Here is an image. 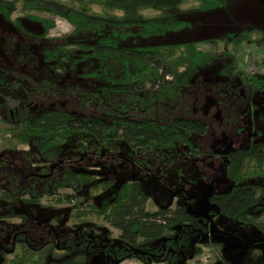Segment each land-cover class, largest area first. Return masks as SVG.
<instances>
[{"label":"trees","instance_id":"trees-1","mask_svg":"<svg viewBox=\"0 0 264 264\" xmlns=\"http://www.w3.org/2000/svg\"><path fill=\"white\" fill-rule=\"evenodd\" d=\"M226 3L227 0H0V16L20 32L28 33L13 15L18 11L20 17L43 27L40 38H47L55 25L54 16L66 20L73 26L72 32L63 37L64 42L43 51V60L50 68L65 75L83 62L87 66L82 76L92 79L103 95H141L186 87L217 59H229L222 74H230L235 68V57L227 49L221 54H211L200 46L210 41L137 43L139 39L184 29L189 26L184 17L221 8ZM38 13L53 17H41ZM252 34L248 30L231 32L223 41L226 46H240L251 40ZM259 47H264V37ZM241 82L248 91H264L260 77L241 78ZM0 95L11 94L0 91ZM7 111L11 126L0 136L24 143L29 158L49 164L57 162L62 146L72 138L82 152L90 149L97 154L106 149L108 153L102 156L122 154L123 143L128 146L124 154L134 160L146 150L189 146L193 133L205 129L204 124L189 118L174 117L162 123L132 117L123 110L107 111L109 119L74 116L57 107L37 117L24 108ZM10 148L16 149V145ZM226 156L227 175L233 185L228 191L211 193L209 201L217 210L202 216L190 213L180 203L174 208L160 206L147 210L148 195L137 181L128 180L122 181L117 191L102 199L100 205L93 204L83 192L88 195L101 192L109 186L108 182L96 180L91 173L74 171L69 164H57L61 169H55L47 178H23L19 186L10 177L0 179V211L8 205L5 214L10 219L18 217L11 206L19 201L36 204L46 196L71 205L73 198L79 197L69 213L75 221L60 226L50 224L41 235L33 234V228L26 224L28 229L23 228L13 242L19 252L8 264H120L125 260L186 264L203 255V247L211 249L208 218L224 215L238 224H246L247 210L257 203L258 186L239 182L251 174H264V142L229 151ZM48 169L42 167L43 171ZM63 189L75 193H60ZM85 213L95 214L102 223L84 219ZM13 225L11 228L18 226ZM222 263L230 264L227 260Z\"/></svg>","mask_w":264,"mask_h":264},{"label":"rangeland","instance_id":"rangeland-1","mask_svg":"<svg viewBox=\"0 0 264 264\" xmlns=\"http://www.w3.org/2000/svg\"><path fill=\"white\" fill-rule=\"evenodd\" d=\"M13 15L19 18L28 33L20 32L0 16V76L4 81L14 83L12 87L5 83L8 85L3 88L5 91L18 96L21 103L31 102L29 108L34 116L57 106L74 116L95 115L109 119L107 115L110 114L106 112L114 109L116 112L123 110L132 117L162 123H168L174 117H188L207 126L204 132L193 133V147L155 148L141 152L134 160L124 154L128 146L123 143L122 154L102 156L108 153L106 149L104 152L95 151L97 154L90 149L82 152L76 139L68 140L61 154L71 159L72 170L91 173L96 180L109 184L101 192L91 195L84 191L83 195L90 202L100 205L102 199L110 198L117 191L122 181L128 180L137 181L148 195L147 210L153 211L160 206L174 208L177 203L184 204L190 213L198 216L217 210L208 196L226 191L233 184L227 176V159L223 154L233 148H248L264 142V95H240V100H236V95H214V92H222L229 86H237L240 77H246L244 65L250 62L248 54L261 48L260 39L264 37V0H227L224 7L184 17L189 22L184 29L138 40L141 45L210 41L200 46L211 54H221L227 49L235 57V74L232 77L221 74L229 59H217L193 78L191 87L177 88L174 95H170L168 90L141 95H103L97 91L92 79L82 76L87 66L83 62L75 70L59 75L43 60V51L64 42L63 37L72 32L73 26L60 17L38 13L41 17H53L55 21L47 38H40L44 29L39 23L20 17L18 11ZM247 30L253 33L251 40L240 46L225 45L223 40L229 33ZM241 90L246 91L244 88ZM220 96L223 97L221 101ZM19 106L13 95L0 96V135L11 125L7 121V110ZM12 145H16L19 151L25 149L23 144L0 136V152ZM27 160L22 155L15 158L19 166L26 165ZM239 184L258 186L257 203L246 213L248 224L240 225L224 215L216 216L213 226L216 230L208 236L211 249L203 247L204 254L186 264H223L222 260L230 264H264V241H261L264 239V174L248 175ZM60 193L75 192L63 189ZM78 199L73 198L70 204ZM71 205L57 203L46 196L36 204L19 201L12 206L19 217L12 218L13 223H5L6 230L0 229V242L7 246L8 236L13 233L11 226L20 219L34 227L49 222L60 226L75 221L72 217L70 219ZM78 209L85 211L87 208ZM82 217L102 223L95 214L85 213ZM113 232L117 234L116 230ZM240 243L253 244L240 249ZM18 252L17 245L12 251L0 247V264H8ZM120 264L141 263L125 260Z\"/></svg>","mask_w":264,"mask_h":264},{"label":"flooded vegetation","instance_id":"flooded-vegetation-1","mask_svg":"<svg viewBox=\"0 0 264 264\" xmlns=\"http://www.w3.org/2000/svg\"><path fill=\"white\" fill-rule=\"evenodd\" d=\"M228 65V64H227ZM227 65L224 67V68H226L227 67ZM224 68H222L221 69V74H222V70H224ZM234 71H235V68L230 72V74L229 75H225V76H229V77H232L235 73H234ZM1 75V74H0ZM246 77H260V78H262L263 79V81H264V76H260V75H246ZM246 77H240V79H239V82H238V85L237 86H233V87H228V89H224L222 92H214V95H236V100H238L239 99V97H241L240 95H264V91H248V90H246V88L242 85V82H241V78H246ZM167 79H171V77H166ZM1 79H3V82L1 81ZM193 80V79H192ZM192 80H191V83L188 85V86H186V87H178V88H189V87H191V85H192V83L194 82H192ZM7 81H4V77H2V76H0V91L1 92H4L5 91V89H3L4 88V85H6L5 83H6ZM12 84H14V83H12ZM238 88H240V90L239 91H237V89ZM242 88H244L246 91L244 92V91H242L241 89ZM176 91H177V88L173 91V92H170L169 94L170 95H174L175 93H176ZM11 95H13L17 100H18V103H20V106L18 107V108H24L25 110H27V111H29L30 113L32 112L31 110H30V103L31 102H28V103H21L20 102V98L18 97V96H15L14 94H12V93H10ZM0 96H2L3 98H5V96L6 95H0ZM97 96V95H96ZM221 98H223V97H221L220 96V101H221ZM227 99H228V97H227ZM240 100V99H239ZM228 102H229V100H227ZM22 102H24V101H22ZM57 106H53L52 108H56ZM225 106H224V102L222 101V109L224 108ZM16 108L17 107H15V108H13V109H15V111H16ZM52 108H50V109H52ZM58 108V107H57ZM47 110H49V109H47ZM47 110H45V111H47ZM65 110V109H64ZM114 110V109H113ZM44 111V112H45ZM43 112V113H44ZM33 116H34V114H32ZM37 116H39V115H35V117H37ZM184 118H188V117H184ZM189 119H192V118H189ZM194 120V119H193ZM197 121V120H196ZM198 122H200V121H198ZM200 123H202V122H200ZM202 124H204L205 125V129H204V131L207 129V126H206V124L205 123H202ZM11 126V125H10ZM203 131V132H204ZM190 142H191V146L190 147H193L194 146V144H192V141H191V139H190ZM18 143H20V142H18ZM260 143H263V142H260ZM20 144H23V146L25 147V149L24 150H21V151H19V150H16V149H11V148H8V149H6V148H3V150L0 152V179H8V177H10L9 179L12 181H14V183H15V185L16 186H19V184H20V181H21V179H23V178H26V179H28V178H37V177H40V178H47V177H49L53 172H54V170L55 169H58V170H60L61 168H60V166H58L57 164H59V165H62V166H64L65 164H69L71 167H72V165H71V163H72V161H71V159L70 158H65V156H63L61 153H62V148H61V153H60V156H59V158L57 159V162L56 163H51V164H49V163H45V162H43V161H38V160H33V159H31V158H29L28 157V155H27V148H26V146H25V144L24 143H20ZM258 144V143H257ZM64 147H65V145H63ZM62 146V147H63ZM175 146H181V145H174L173 147H175ZM182 146H185V145H182ZM242 147H237V148H233V149H230V150H228L227 152H225L224 154H223V156L227 159V163H226V169H227V164H228V158H227V156H226V154L229 152V151H234L235 149H241ZM249 148V147H248ZM193 150L192 151H196L197 153H199L198 152V150H196L195 148H192ZM161 150V149H160ZM170 150H172V148L170 149ZM11 151L13 152V153H11ZM10 154H12L13 156H11ZM110 154H112V152L110 153ZM17 155H22L23 157H25L26 159H28L27 160V164L26 165H24V166H19V164H17L16 162H15V158L17 157ZM112 156V155H111ZM44 166H47L49 169L47 170V171H43L42 170V167H44ZM61 166V167H62ZM228 176V175H227ZM233 185V184H232ZM239 185H242V184H239ZM3 190H5V186H3V188H2ZM229 190V189H228ZM228 190H226V191H228ZM223 192H225V191H223ZM216 193H222V192H216ZM180 204H182V203H180ZM177 205V204H176ZM13 206V205H12ZM12 206H11V208H12ZM255 206V204L252 206V207H254ZM6 207V206H5ZM252 207H250V208H252ZM249 208V209H250ZM6 211H7V208H3L1 211H0V229H2V228H4V230H6L5 229V227H7V226H5V223H13V222H11V219L10 218H7L6 217ZM15 212V211H14ZM247 213V212H246ZM203 214H201V215H199V216H202ZM204 215H206V214H204ZM196 216H198V215H196ZM15 217H17V216H15ZM15 217H13V218H15ZM19 217V216H18ZM216 217V216H215ZM214 217V218H215ZM247 217V216H246ZM214 218L213 219H211V218H208V221H209V224H210V227H211V232H213V230H216V228H213V226H214ZM8 219H10V220H8ZM247 220H248V218H247ZM20 221H21V219L19 220V222H17V223H14V225H13V227L15 226V225H18L16 228H11V230H13V233L11 234V235H9L8 237H9V240L10 241H8V244H7V246L6 245H4V244H2L1 242H0V247L1 248H3V249H5V250H9V251H12V249H13V247L14 246H16V245H13V242L15 241V239H16V236H17V234L18 233H20V232H22L24 229L23 228H26V229H28V227H25L26 226V224H21L20 223ZM248 222L249 221H247V223L246 224H240V225H247L248 224ZM50 224H53V223H50L49 222V224H43V225H37V227H34V226H31V228H33V230L34 231H32V233L33 234H38V235H41V234H43L44 233V230L47 228V226H49ZM9 226V225H8ZM12 227V226H11ZM210 232V233H211ZM209 233V234H210ZM0 236H1V234H0ZM209 236V235H208ZM209 239V238H208ZM11 243V244H10Z\"/></svg>","mask_w":264,"mask_h":264},{"label":"built area","instance_id":"built-area-1","mask_svg":"<svg viewBox=\"0 0 264 264\" xmlns=\"http://www.w3.org/2000/svg\"><path fill=\"white\" fill-rule=\"evenodd\" d=\"M250 62L244 65L248 75L264 76V47L249 53Z\"/></svg>","mask_w":264,"mask_h":264},{"label":"water","instance_id":"water-1","mask_svg":"<svg viewBox=\"0 0 264 264\" xmlns=\"http://www.w3.org/2000/svg\"><path fill=\"white\" fill-rule=\"evenodd\" d=\"M214 231V230H213ZM261 241H264V239H262ZM251 244H253V243H250L249 245H251ZM249 245H243V244H239V248L240 249H245L247 246H249Z\"/></svg>","mask_w":264,"mask_h":264}]
</instances>
